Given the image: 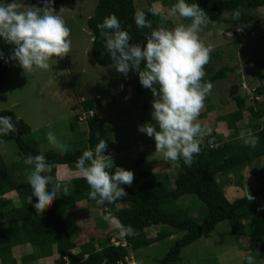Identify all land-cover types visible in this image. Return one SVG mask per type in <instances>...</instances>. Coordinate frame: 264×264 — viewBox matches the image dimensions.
Listing matches in <instances>:
<instances>
[{"label": "trees", "instance_id": "1", "mask_svg": "<svg viewBox=\"0 0 264 264\" xmlns=\"http://www.w3.org/2000/svg\"><path fill=\"white\" fill-rule=\"evenodd\" d=\"M154 1L156 0H147L145 7L136 9L134 0H95V6L91 15L87 16L85 26L91 35L90 54L96 64L100 66L114 64L104 48V40L97 28L110 13L115 14L121 22V28L129 32L132 37L130 44L140 43L143 46L145 37L150 33L148 28H136L133 16L137 10L145 12L146 19L151 21L153 29L159 26L171 28L168 21L159 22L158 11L151 6ZM162 2L165 3V10L169 11L176 0ZM186 2L197 3L209 17L229 13L236 28L234 33L239 34L238 36L240 32L246 31V28L261 22L258 13L264 9V0H186ZM52 7L55 10L72 9L73 0H54ZM236 13H239L238 19L234 18ZM165 15L169 13L166 12ZM261 27L263 30L264 26ZM11 50L12 45L0 40V52L4 53L5 59L10 56ZM11 61L5 63L4 60H0V92L4 87L8 64ZM242 65L244 69L264 71V51L247 57ZM234 69L222 66L210 74L209 81L205 79L204 82L224 79ZM254 90L256 97L261 94L263 88L258 85ZM239 91L240 86L233 82L229 87V96L236 108L219 119L226 123L225 129L230 131L229 136L223 138L211 130L207 137H198L201 140V151L194 155L192 165L189 167L184 165L182 159L176 160L172 188H165L151 170H137L133 172L132 184L122 185L127 195L111 204L105 202L103 205H97L95 200L89 198L90 188L83 176L67 181L55 179L58 165H66L73 170L77 167L76 161L82 152L94 149L100 139L105 140L107 144L105 154L110 153L109 129L99 117L96 115L86 117L85 124L88 129L86 139L68 146V150L61 153L59 149L43 150L39 142L31 136L30 127L21 118L10 110H0V115L12 118L16 129L7 136H0V143L13 141L18 158L14 163L7 164L0 155V198L13 191L17 200L9 207L7 217L0 214V264H17V257L12 254L13 248L25 243L36 247L40 256L47 257L52 264H127L128 257H132L135 264H140L139 260L144 257L139 250L154 243L156 238L148 237L146 232L121 238L115 226L104 220L105 215H110L122 225H130L132 228L140 225L158 228L160 239L180 234L174 238L161 258L146 264H189L181 263V249L205 237L222 220L228 221L235 241L242 235L246 237V249L253 254L259 264H264V182L244 190L242 196L229 201L216 180V175L234 171L238 173L234 185L242 187L241 169L264 156V126L252 121L264 117V100L258 103L254 101L255 98L252 99L257 106L256 110L252 105L246 107L248 116L252 119L249 118L251 122L246 125L244 132L252 129L258 138L255 148L246 147L240 138L242 131L236 126V122L242 119V110L246 104V98ZM139 92L146 91L140 89ZM147 92L151 91L148 89ZM93 102L83 100L82 110L92 111L94 105L100 103L98 98H94ZM41 152L51 164L48 173L51 182L61 184V193L51 204L46 205L42 212L37 213L32 207L36 198H32V204L28 202L31 188L26 176L31 166L25 165L23 158L29 153L36 155ZM65 186L66 194L63 192ZM185 195L195 196L203 205L204 214L201 220L198 221L191 216L189 209L179 206L178 200ZM86 201L96 205L101 217L96 221L91 217L84 221L83 225L86 223L88 226L92 225L88 230H83L84 228L71 230L69 222L72 218L67 212L77 203ZM82 237L84 242L76 244ZM25 256L27 255H22L20 259Z\"/></svg>", "mask_w": 264, "mask_h": 264}, {"label": "rangeland", "instance_id": "2", "mask_svg": "<svg viewBox=\"0 0 264 264\" xmlns=\"http://www.w3.org/2000/svg\"><path fill=\"white\" fill-rule=\"evenodd\" d=\"M146 2L147 0H134V5L136 9H140L146 6ZM17 3L20 10H25L33 6L43 7L44 0H17ZM95 3V0H73L72 9L53 8L62 16L70 30L69 51L63 58H51L47 71L36 69L24 72L18 63L12 60L8 64L4 87L0 92V110H10L21 118L30 127L31 136L39 142L43 150L58 149L46 138L50 131L57 140L68 146L84 141L88 133L85 119L96 115L109 129L111 151L108 155L114 164L110 173L114 172L117 166L132 172L149 169L165 188H172L176 161L165 160L161 152L155 151L154 139L137 131L138 126L146 122L155 125L151 118V103L154 99L152 93L140 85L135 71L130 69L125 76L116 71L115 63L100 66L94 62L90 54L91 35L85 21L87 16L91 15ZM151 6L158 11L159 22L168 21L171 28L176 23L185 25L191 23L188 18L165 15L169 11L165 10L166 6L162 0L154 1ZM258 17L261 20L258 25L246 28V31L240 32L238 36L239 34L234 33L236 28L229 13L208 16V23L199 33L205 45L211 48L208 63L204 65L205 76L202 83L222 66L235 68L226 78L208 82L212 85L211 91L206 96L204 106L195 121L202 128L210 129L223 138L229 136L230 131L225 129L226 123L219 119L236 108L229 96V87L233 82L240 86L239 93L246 98L242 119L236 122L239 130L244 132L246 125L251 122L249 118L252 119L248 116L246 107L252 105L255 110L257 109L252 99L255 98L254 101L258 103L264 100V71L244 69L242 65L247 57L264 51V28L262 30L261 27L264 26V9L259 11ZM258 85L262 86L263 90L255 97L254 89ZM140 89L146 92L140 93ZM94 98H98L100 103L92 104L94 105L92 111H83L81 102L83 100L93 102ZM252 121L264 126V117ZM201 137L205 138L207 135ZM0 155L5 163H14L18 159L14 142L0 143ZM240 173L242 187L234 185V180L238 176L234 171L216 175V180L229 201L242 196L244 190L264 182V156L244 166ZM79 176L83 174L77 167L71 170L66 165H58L56 168L57 181H67ZM16 202L13 191L0 198V214L7 217L9 207ZM178 202L181 208L190 210L191 216L198 221L201 220L204 209L195 196L185 195ZM67 214L72 218L69 222L71 230L75 228L88 230L92 225L88 226V223L83 225V222L89 217L94 221L101 217L96 205L87 201L77 203ZM133 229L137 233L146 232L148 237L156 238L154 243L139 250L144 257L139 260L140 264L161 258L174 238L180 235L160 239L158 228L140 225ZM246 241L244 235L235 241L228 221L222 220L205 237L183 247L180 260L181 263L189 264H259L253 254L246 249ZM80 242H84L83 237L78 239L76 244ZM13 253L17 257V264H52L51 260L41 257L36 247L28 243L15 246ZM22 255L27 256L20 259Z\"/></svg>", "mask_w": 264, "mask_h": 264}, {"label": "clouds", "instance_id": "3", "mask_svg": "<svg viewBox=\"0 0 264 264\" xmlns=\"http://www.w3.org/2000/svg\"><path fill=\"white\" fill-rule=\"evenodd\" d=\"M53 2L44 0L43 7L20 10L17 0H8L7 3L0 0V40L12 45L10 56L5 59L4 53L0 52V60L5 63L14 60L24 72H32L36 69L47 71L52 57L66 56L71 45L70 30L62 16L54 11ZM169 15L190 18L191 23H176L170 29L164 26L153 29L144 11L134 13L136 28L150 29L143 46L130 44L132 37L121 28L115 14L110 13L97 28L116 71L127 76L130 69L135 70L140 85L149 89L154 97L151 118L155 125L146 122L138 126L137 131L154 139L155 151L161 152L165 160L182 159L184 165L190 167L194 155L201 151L198 137L211 132L195 123L212 87L210 83H202L204 65L208 63L211 48L199 35L209 19L197 3L186 0H176L169 9ZM238 17L239 13H236L234 18ZM15 130L12 118L0 115V136H7ZM46 138L61 153L68 150V145L57 140L51 131ZM240 138L246 147L255 148L258 142L252 129L242 131ZM106 148L105 140L100 139L94 149L84 150L76 161L90 188L89 198L97 205L111 204L126 196L122 185L130 186L134 178L131 170L118 166L110 173L114 164L105 154ZM23 159L25 165L31 166L26 176L31 188L28 202L32 204L35 197L32 207L40 213L60 195L61 184L51 182L48 175L51 164L42 152L36 155L29 153ZM63 192L66 194V186ZM104 220L115 226L121 238L138 234L130 225H122L110 215H105ZM127 261V264H135L132 257Z\"/></svg>", "mask_w": 264, "mask_h": 264}, {"label": "built area", "instance_id": "4", "mask_svg": "<svg viewBox=\"0 0 264 264\" xmlns=\"http://www.w3.org/2000/svg\"><path fill=\"white\" fill-rule=\"evenodd\" d=\"M238 32V30H236Z\"/></svg>", "mask_w": 264, "mask_h": 264}]
</instances>
